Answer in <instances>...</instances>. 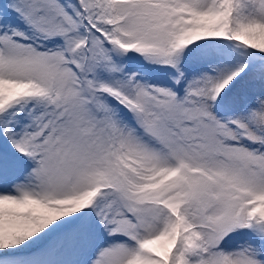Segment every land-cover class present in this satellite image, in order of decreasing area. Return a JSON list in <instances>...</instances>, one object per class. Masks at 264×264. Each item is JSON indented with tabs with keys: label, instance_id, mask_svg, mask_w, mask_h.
<instances>
[{
	"label": "snow or ice",
	"instance_id": "1",
	"mask_svg": "<svg viewBox=\"0 0 264 264\" xmlns=\"http://www.w3.org/2000/svg\"><path fill=\"white\" fill-rule=\"evenodd\" d=\"M0 264H264V0H0Z\"/></svg>",
	"mask_w": 264,
	"mask_h": 264
}]
</instances>
